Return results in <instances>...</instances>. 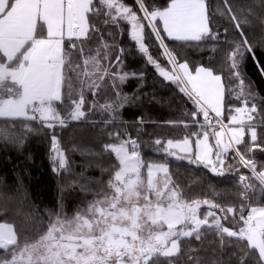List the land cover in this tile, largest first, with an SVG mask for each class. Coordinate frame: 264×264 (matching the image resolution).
I'll use <instances>...</instances> for the list:
<instances>
[{
  "label": "snow or ice",
  "instance_id": "snow-or-ice-1",
  "mask_svg": "<svg viewBox=\"0 0 264 264\" xmlns=\"http://www.w3.org/2000/svg\"><path fill=\"white\" fill-rule=\"evenodd\" d=\"M223 4L240 36L225 54L228 80L238 82V91L226 85L223 74L213 67H190L166 43L171 40L198 47L206 41H219L207 0H169L163 8L153 7L148 0H135V8L125 0H0V118H22L53 129L82 121L99 107L110 117L104 123L113 124L127 100L118 91L116 101L92 104L85 110V93L95 96L105 77L113 78V88L116 80L123 83L128 78V73L102 67V60L110 65L122 63L120 55L112 60L107 42L94 54L88 49L89 55L84 56V42L101 31L91 21L102 17L106 27H123L147 63L165 81L176 84L194 105L191 117L200 131L191 135L196 138L168 139L166 144L156 139L159 150L178 160L187 158L217 176L235 175L241 168L251 173V177L238 176L242 189L239 208L207 198L188 201L178 186H172L166 163L146 162L137 139H124L120 131L109 132L117 142L103 145L115 160L107 185L71 217L62 210L50 216L46 231L35 240H21L11 223L0 222V264H160L162 258L170 262L181 254L183 240L200 241L207 232L214 233L221 248L239 245L243 254L239 264H247L249 259L264 264V206L249 202L257 190L264 194V165L258 170L254 157L257 150L264 152L258 134V128L264 130V98L257 103V93L246 85L241 71L247 59H255L258 45L248 39L228 0ZM147 36L157 42L166 65L150 54ZM100 39L103 41V35ZM73 51L83 57V67L72 62ZM260 71L264 75V67ZM226 93L241 103L228 109L227 124ZM66 101L68 107L62 115L57 105ZM201 116L204 123L198 120ZM25 130L33 131L30 126ZM51 146L53 163L65 168L66 158L55 135ZM230 152L239 167L228 163ZM202 206L207 210L201 216Z\"/></svg>",
  "mask_w": 264,
  "mask_h": 264
},
{
  "label": "trees",
  "instance_id": "trees-1",
  "mask_svg": "<svg viewBox=\"0 0 264 264\" xmlns=\"http://www.w3.org/2000/svg\"><path fill=\"white\" fill-rule=\"evenodd\" d=\"M148 2L153 7L163 8L169 0ZM125 3L136 7L135 0H125ZM207 3L211 26L219 32V41H206L198 47L195 43L189 45L171 40H166V43L178 53L181 60L187 59L190 67L201 64L211 66L218 74H223L226 85L238 91V82L228 80L225 54L233 42L240 40L239 33L225 11L223 0H207ZM228 3L241 20V28L248 39L254 46L258 45L255 59H247L241 71L246 85H250L257 93V103H260L261 98H264V75L260 71V67H264V0H228ZM245 20L247 23L243 22ZM91 22L101 31L92 33L91 39L84 42V56L89 55L88 49L93 50L94 54L103 42H107L112 60L120 55L122 63L110 65L108 61L102 60V67H109L110 72L120 70L128 73V78L123 83L116 80V88H113V78L105 77L95 96L90 91L85 93V110L92 104L116 101L117 91L127 100L113 124L104 123L110 117L99 107L88 113L82 121H69L67 126L57 125L53 129L34 121L0 118V222L11 223L21 240H35L46 231L50 216L58 210L71 217L78 208L93 200L94 194L105 187L111 178L115 160L112 154L104 151L103 145L117 142L108 135L115 131L125 134L124 139L129 136L137 139L146 162L166 163L173 186H178L184 199L191 201L207 198L224 206L239 208L242 189L237 183L238 176L242 173L251 177L249 170L241 168V173L217 176L198 163L192 164L188 159L178 161L160 151L159 146L154 143L156 139L166 143L168 139L178 140L185 136H190L193 140L196 138L191 134L200 129L192 121V101L179 91L176 84L165 81L158 75L155 68L138 52L135 42L123 27H106L102 17H94ZM224 29H227L226 33ZM101 35L103 41L100 39ZM146 43L150 54L162 65H166L155 39L147 36ZM121 48L122 53L119 52ZM103 51L101 48V52ZM82 58L79 52H72V62L83 67ZM233 106H241V103L233 94L226 93V124L228 109ZM57 107L64 115L68 103L66 101ZM198 120L203 123L202 116ZM26 126H30L33 131H26ZM258 134L264 141V130L258 128ZM53 135L56 136L67 162L60 172L54 170L56 168L51 160ZM245 140L249 141L250 136L246 134ZM232 155L234 153L230 152L228 163L239 167L231 159ZM254 157L259 170L264 165V152L257 150ZM249 202L252 206H264V194L257 190ZM215 211L220 215L218 209ZM228 226L233 225L228 223ZM242 255L239 245L221 248L214 233L207 232L200 241L194 238L183 240L181 254L171 258L170 262L162 258L160 264H239ZM247 264H255V261L249 259Z\"/></svg>",
  "mask_w": 264,
  "mask_h": 264
},
{
  "label": "rangeland",
  "instance_id": "rangeland-1",
  "mask_svg": "<svg viewBox=\"0 0 264 264\" xmlns=\"http://www.w3.org/2000/svg\"><path fill=\"white\" fill-rule=\"evenodd\" d=\"M82 64H83V58H82ZM119 72H120V70H119ZM7 119H11V118H7ZM17 119H22V118H17ZM203 123H204V121H203ZM211 138V137H210ZM212 139V138H211ZM212 141H213V144H214V140L212 139L211 141H210V143H212ZM166 144V143H165ZM61 150V149H60ZM62 151V150H61ZM172 151H176L177 153H178V155H184L183 153H180L179 152V150H177V149H172ZM53 155H54V153H53V151H52V155H51V160H52V157H53ZM185 159H187V158H185ZM52 163H53V160H52ZM53 166L56 168V170H58L59 172L61 171V170H63V169H59L58 167H57V165L56 164H54L53 163ZM66 167V166H65ZM144 173H146V170L144 171ZM162 175V174H161ZM164 259V258H163ZM172 264H174V263H172Z\"/></svg>",
  "mask_w": 264,
  "mask_h": 264
},
{
  "label": "flooded vegetation",
  "instance_id": "flooded-vegetation-1",
  "mask_svg": "<svg viewBox=\"0 0 264 264\" xmlns=\"http://www.w3.org/2000/svg\"><path fill=\"white\" fill-rule=\"evenodd\" d=\"M143 175H144V178L147 179V177H146V173H144V171H143ZM159 178H160V177H158V179H159ZM172 186H173V184H172ZM206 210H207L206 206H202V207H201V216L203 215V213H204Z\"/></svg>",
  "mask_w": 264,
  "mask_h": 264
},
{
  "label": "crops",
  "instance_id": "crops-1",
  "mask_svg": "<svg viewBox=\"0 0 264 264\" xmlns=\"http://www.w3.org/2000/svg\"><path fill=\"white\" fill-rule=\"evenodd\" d=\"M216 130H219V129L217 128ZM211 140H212V139L210 138V141H211ZM210 141H209V142H210ZM212 143H213V141H212Z\"/></svg>",
  "mask_w": 264,
  "mask_h": 264
},
{
  "label": "water",
  "instance_id": "water-1",
  "mask_svg": "<svg viewBox=\"0 0 264 264\" xmlns=\"http://www.w3.org/2000/svg\"><path fill=\"white\" fill-rule=\"evenodd\" d=\"M170 157H173V156H170ZM173 158H175V157H173ZM176 159V158H175ZM176 160H178V159H176ZM179 161V160H178Z\"/></svg>",
  "mask_w": 264,
  "mask_h": 264
}]
</instances>
